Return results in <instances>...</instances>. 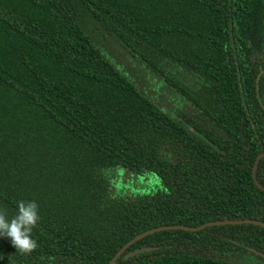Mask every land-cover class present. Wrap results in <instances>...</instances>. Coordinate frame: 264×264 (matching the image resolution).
Listing matches in <instances>:
<instances>
[{
	"label": "trees",
	"instance_id": "1",
	"mask_svg": "<svg viewBox=\"0 0 264 264\" xmlns=\"http://www.w3.org/2000/svg\"><path fill=\"white\" fill-rule=\"evenodd\" d=\"M262 8L0 0V264H264Z\"/></svg>",
	"mask_w": 264,
	"mask_h": 264
},
{
	"label": "clouds",
	"instance_id": "2",
	"mask_svg": "<svg viewBox=\"0 0 264 264\" xmlns=\"http://www.w3.org/2000/svg\"><path fill=\"white\" fill-rule=\"evenodd\" d=\"M38 205L35 201L18 202V214L10 221L0 210V237L8 238L12 246L23 254H30L37 248V242L32 239V230L36 226Z\"/></svg>",
	"mask_w": 264,
	"mask_h": 264
},
{
	"label": "rangeland",
	"instance_id": "3",
	"mask_svg": "<svg viewBox=\"0 0 264 264\" xmlns=\"http://www.w3.org/2000/svg\"><path fill=\"white\" fill-rule=\"evenodd\" d=\"M109 177L111 178L110 179L111 183L120 184L125 192H132V193L147 192V191H153L156 187V184H154L153 181L150 180L149 178L147 179L142 178V180H139L131 176L130 174H125V173L121 174V172L111 174Z\"/></svg>",
	"mask_w": 264,
	"mask_h": 264
},
{
	"label": "flooded vegetation",
	"instance_id": "4",
	"mask_svg": "<svg viewBox=\"0 0 264 264\" xmlns=\"http://www.w3.org/2000/svg\"><path fill=\"white\" fill-rule=\"evenodd\" d=\"M262 1V3H263V27H264V0H261ZM263 34H264V30H263Z\"/></svg>",
	"mask_w": 264,
	"mask_h": 264
},
{
	"label": "water",
	"instance_id": "5",
	"mask_svg": "<svg viewBox=\"0 0 264 264\" xmlns=\"http://www.w3.org/2000/svg\"><path fill=\"white\" fill-rule=\"evenodd\" d=\"M261 156H263V155H261ZM223 223H230V221H224ZM211 224H217V223H211ZM164 229H165V228H164ZM155 230H156V229H155ZM152 231H154V230H151V231H149V232H152ZM147 233H148V232H147ZM119 253H120V252H119ZM119 253H118V254H119ZM118 254H117V255H118Z\"/></svg>",
	"mask_w": 264,
	"mask_h": 264
}]
</instances>
